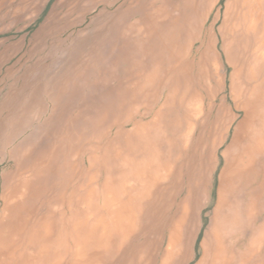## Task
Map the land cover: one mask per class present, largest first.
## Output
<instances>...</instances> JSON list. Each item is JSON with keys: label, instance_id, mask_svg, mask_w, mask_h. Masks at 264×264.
Returning a JSON list of instances; mask_svg holds the SVG:
<instances>
[{"label": "rangeland", "instance_id": "rangeland-1", "mask_svg": "<svg viewBox=\"0 0 264 264\" xmlns=\"http://www.w3.org/2000/svg\"><path fill=\"white\" fill-rule=\"evenodd\" d=\"M242 1L0 0V213L3 193L6 195L16 181L25 188L30 163L42 161L59 134L74 136L86 128L87 121L93 124L101 114L106 116L105 124L116 121L105 138L111 139L123 129L126 134L122 136L140 147L144 136L135 127L145 134L148 128L151 143L160 140L161 111L171 141L167 145L162 141L160 148L166 151L164 163L172 169L169 173L163 169L151 200L145 199L135 210L133 226L128 230L123 227L122 234L112 226L103 232L110 241L107 243L98 244L95 238L93 242L88 235L80 247L70 233L64 251L65 246L55 239L61 236L64 223L57 214L49 262L39 264H178L185 256L184 264H215L216 253L220 264H264V150L255 158L245 153L250 131L241 124L244 111L236 108L241 98L232 94L233 83L242 86L249 82V73L257 72L255 60L261 78L252 83L264 79V23L260 22L254 32L236 28ZM160 11L174 24L173 55L162 66L158 65L165 45L162 31H158ZM189 17L192 28L187 25ZM209 35L216 43L218 68L212 69L222 78V85L212 94L206 90L208 80L203 75ZM175 88L194 97L190 104L181 103V110L190 115L183 114L182 124L176 127L174 96H169ZM167 95L168 110H161ZM192 103L194 109L189 113ZM126 118L129 120L122 123ZM154 120L153 128L150 124ZM111 145L120 152L121 145ZM82 148L78 159L82 171L88 173L89 146L83 144ZM104 153L98 156L102 158ZM125 153L122 150L121 155ZM114 162L117 170L124 169L119 157ZM103 169H97L93 205L102 209L95 216L103 214L109 221L112 215L103 208L104 196L111 197L109 206L114 208L120 185L113 180L123 178L116 176L105 186L111 173ZM204 174L208 190L198 206L192 201L183 204L190 179L199 181ZM171 177L179 179L181 191L167 213L170 200L163 193L170 189L172 196V184H167ZM74 187L71 183L68 191ZM110 188L114 196L107 194ZM54 191L57 188L51 193ZM51 197L46 194V207H50ZM64 207L69 214L74 213L75 206ZM80 207L89 214L86 202ZM175 210L181 228L189 231L194 226L192 243L179 247L168 242ZM96 234L100 237V232ZM16 264L30 262L16 253Z\"/></svg>", "mask_w": 264, "mask_h": 264}, {"label": "bare ground", "instance_id": "bare-ground-1", "mask_svg": "<svg viewBox=\"0 0 264 264\" xmlns=\"http://www.w3.org/2000/svg\"><path fill=\"white\" fill-rule=\"evenodd\" d=\"M159 16L158 31H162L165 40V45L163 46L164 52L161 53L163 55L158 58V65L162 66L165 60L166 62L170 61L173 55L174 45L172 43L171 28L174 24L171 23V20L168 19L165 13H161L160 11ZM235 21V23H237L236 28L238 29H244L245 32L256 31L260 22L264 23V0H243L238 10V17L235 18ZM187 25H191L190 28H192L193 23L190 17L187 18ZM159 41H157L158 44ZM215 44L216 43L212 41V36L209 35V42L206 50L208 53L204 52L206 56L203 60V75L205 80H208L205 84L208 94H212L213 90H218V87L222 85L221 76L216 75L212 69L213 66H216V59L214 58ZM228 53L229 51L227 50V54ZM158 55H160V52ZM212 61L215 64H212ZM254 67H256L257 72L255 71V74L249 73V82L245 81V84L242 86L239 84L236 85L235 83L232 84L233 96L237 99L241 98L236 108L244 111V119L241 121V124H244V127L247 125L250 131L249 135L247 134L250 142L246 147L245 153H248V157L252 156V158H255L259 152L263 153L262 150H264V79L258 81L257 84L252 83L253 80L255 81L261 78L258 74L260 73V66L256 60L255 65H253V68ZM216 68H218V66H216ZM210 82H212L213 85L210 84ZM171 95L174 96L173 105L177 111V116L174 120V126L176 127L179 122L182 124L181 119L183 114L185 116L190 115L188 113L186 114V109L182 108L181 110L180 107L183 106L181 103L185 101V103L187 102L190 104V102L194 100V97L188 96L186 90L179 93V89L177 90L176 88L170 90L169 96ZM169 96L166 98L161 110H168L166 107H168ZM188 108L189 113L193 112V103L192 105H188ZM158 116H160L159 119H161V123L158 126L160 129L157 131V136H159L160 140L156 138V140L154 139L155 141L153 140L151 143L149 139L151 134L148 135L149 129L147 128V134H145L144 130L140 132V127H135L137 133H140L142 137L144 136V142L141 144L142 147L132 146L128 142V139H126L128 136H124L125 138L122 136L126 134V130L123 129L117 130V133H115L111 139L105 138L116 121L105 124L104 120L106 116L103 114H101L93 124L87 121L85 125L86 128H83L84 130H77L75 134L73 132L74 136L65 137L63 136L64 134H59L60 136L55 139V144H52L50 146L51 149L49 148L50 150L44 153L42 161L35 159L34 162L32 161V163H30L31 172L27 175L29 183L26 182L25 188L22 187L19 181H16L14 185L8 188L6 195L5 192L2 195L3 203L0 213V264H16V253L20 254L22 260L28 258L30 264L43 263L44 260L48 263V251L52 241H54L52 240V230L57 220L55 218L57 214L64 220V223L62 224L63 227H61V236L58 235V238H54L56 240L59 239L57 243H61L63 248L65 246L64 243H67L69 239L70 233H72V238L76 241L78 246L81 245V243H83V246L85 245L84 242L88 235L92 237L91 240L93 242V238H95L98 244L107 243L109 240L106 238L108 237L106 235L104 236L103 232L105 233L106 230H110L112 226L115 227V231L121 234L124 233L121 232L123 227L128 230L129 227L133 226L136 217L135 210L142 207L141 202L145 199L148 201L151 200L153 188L156 187L163 169L164 171L168 170V173L172 169V167H168L169 164L166 162L164 163L166 151L160 148V144L163 146L162 141H165L166 145L171 142L170 136L165 132L167 128L166 116L165 113L161 115V111ZM128 120L129 118L123 119L122 123H126ZM150 126L153 128L156 126L155 120ZM129 132L131 133V131ZM113 142L115 145H121V147L118 148L120 152L112 147L111 143ZM83 144L84 146L85 144L89 146L87 150L89 162L88 173L82 171L81 162L78 159L82 152ZM122 150L126 152V156L124 155L125 157L121 155ZM114 151L116 154H114ZM100 152H105L102 158L98 156ZM116 157H119L120 165H125L126 168L124 167L121 171L117 170V166L114 162L116 161ZM101 163L102 165L97 167V165ZM130 163L133 165L129 166ZM103 168L111 173V176L105 178V186L109 183L110 179L116 176L117 179L123 178L124 181L128 180L127 182H131L128 185V190L124 188V186L120 189L122 194L128 195L125 206L123 207L125 209V214L122 213L123 208H119L118 205H116L118 199L114 200L115 207L111 208L109 206L111 197L108 198V195L104 196L105 203L103 208L107 211L109 216L112 215L109 221L102 218L103 216L101 215L103 214L96 217L95 215H98V212L102 209L93 205V201L97 198V169ZM122 171H124V173L121 174ZM35 178L37 179L36 183L33 181ZM50 178H53L51 184V181L49 182ZM16 179L18 178L16 177ZM113 181L116 182V179ZM121 181L124 182L123 180ZM21 182L24 183V181ZM71 183L75 185V187L69 192L68 189ZM137 183L138 186H135ZM52 187L57 188V192L54 191L51 193V191H53ZM109 191L111 192L107 191V194L114 195V193H112L114 192L113 188ZM116 192L118 193V191ZM46 194L52 196L50 198L52 200L50 201V207H46L47 202L45 204ZM85 202L87 203L89 214H84L81 210L80 204ZM58 205L60 209H58ZM61 205H63V207ZM64 205H68L70 209L75 206L74 213L69 214L65 210ZM62 219H60L61 223L63 222ZM99 229L101 231H99ZM96 232H100V237H97ZM64 249V251H66L67 247L65 246ZM35 251L36 253L33 254ZM28 254H30L31 257H28ZM217 254L218 253L213 255L214 258L212 261L215 264H220Z\"/></svg>", "mask_w": 264, "mask_h": 264}, {"label": "crops", "instance_id": "crops-1", "mask_svg": "<svg viewBox=\"0 0 264 264\" xmlns=\"http://www.w3.org/2000/svg\"><path fill=\"white\" fill-rule=\"evenodd\" d=\"M194 179L195 178L190 179L192 181H190L188 190L186 192V195L183 198V202H182L183 204H187L189 201L190 202L192 201L194 206H196V205L198 206L199 201L202 199V196L208 190V179L205 178V174H204V177L201 178L199 181H197V179H195V180ZM123 181H124V179H123ZM127 181L128 180H125L124 182L128 183ZM116 182H115L116 184H119L120 185L117 188L118 189L117 190L118 193H115V195H116L115 196V200L118 199L116 205H118L119 208L120 207L123 208L125 206L126 194H122L120 192V189L123 188L122 187V184H124V182H122V181H120V182L119 181H116ZM160 182H162V181L160 180ZM178 182H179V179H174L173 177H171V179H169V181H168L167 184L168 185L172 184V192H173L172 193V196L169 197V195H170V189H169V191H167L165 189V191H167V193L165 191L163 193V197H165V198L168 197L169 200H170V202H171V203L169 202V205L170 206H169V210L167 211V213H170V209L171 208H174L175 201H176L175 195H177V193L181 191V188H180V185L178 184ZM164 184H165V182H164ZM168 185L167 186L164 185V187L166 188V187H168ZM124 188H127V190H128L129 189V186L126 184V185H124ZM121 205H123V206H121ZM124 210L125 209L123 208V210H122L123 211L122 212L123 214H125V211ZM174 214L175 215H174V218H172V222L175 221L176 223L174 222V224H172V227L170 228V232L168 234V242L169 243L170 242L171 243H178L177 245L179 247L181 244L183 245V243H190L192 241V231H193V227L194 226L193 227L191 226V229H189V231L186 228H184L185 226L183 228H181V220H178L177 221V218H178L179 215L177 216V218H175V216L177 215V211L176 210H175V213ZM160 221L158 222L159 224H160ZM188 221H190L189 218H188ZM176 251L178 252V250H176ZM186 258H187L186 256L185 257H182V260L180 262H182V264H184L186 262V260H185ZM180 262L178 264H180Z\"/></svg>", "mask_w": 264, "mask_h": 264}]
</instances>
